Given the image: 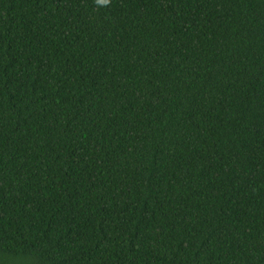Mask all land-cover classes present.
<instances>
[{"label": "trees", "instance_id": "trees-1", "mask_svg": "<svg viewBox=\"0 0 264 264\" xmlns=\"http://www.w3.org/2000/svg\"><path fill=\"white\" fill-rule=\"evenodd\" d=\"M0 264H264V0H0Z\"/></svg>", "mask_w": 264, "mask_h": 264}]
</instances>
